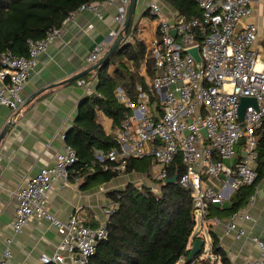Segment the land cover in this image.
Masks as SVG:
<instances>
[{"label": "built area", "instance_id": "built-area-1", "mask_svg": "<svg viewBox=\"0 0 264 264\" xmlns=\"http://www.w3.org/2000/svg\"><path fill=\"white\" fill-rule=\"evenodd\" d=\"M251 1L197 0L201 15H183L174 23L169 21L157 0L150 1L149 12L159 21L160 42L154 51L159 72L146 83L148 88L142 83L136 86L135 100L122 86L117 87L118 100L129 110L114 133L117 146L108 151L97 150L93 165L100 163L104 169H124L129 159L153 158L157 166V184L152 190L160 194L162 185L170 177L171 166L180 157L184 171L179 174L178 181L189 189L195 215L200 218L208 216L210 205L223 204L241 186L255 181L258 172L249 162L258 156L256 131L264 129V68L258 66L259 57L253 48L258 27L246 20L252 14ZM100 4H82L64 23L85 9L102 18ZM129 4L130 0H121L116 15L121 28ZM118 32L113 30L110 36L114 38ZM61 33L62 26L53 27L42 38L28 39L27 55L15 54L11 49L1 54L0 106L17 111L25 104L23 92L39 56ZM109 45L108 41L96 44L87 56L88 65L96 62ZM194 45L199 46L201 65L186 51ZM79 82L88 84L85 79ZM150 88L158 96L159 103H152ZM244 96L255 97L258 106L246 108L245 125L242 126L239 105ZM241 140H244L245 157L233 165L226 164L224 159L236 155ZM77 161L76 149L66 142L64 148L57 151L52 164L41 167L15 191L18 203L12 221L14 233L22 232L31 219L44 218L61 235L56 251L52 255H41L44 264L88 263L97 252L99 242L109 236L110 217L119 206L113 201L105 208V220L98 226L84 221L77 209L65 221L49 209L50 192L56 184L62 187L70 184L71 169ZM205 174L220 179L222 188L206 185ZM254 198L252 194L250 200ZM250 218L246 211H234L227 230L237 238L248 236L247 229L239 221ZM251 238L259 245L260 255L242 264H264V237L252 234ZM0 264H22L14 261L11 237L6 239Z\"/></svg>", "mask_w": 264, "mask_h": 264}, {"label": "crops", "instance_id": "crops-1", "mask_svg": "<svg viewBox=\"0 0 264 264\" xmlns=\"http://www.w3.org/2000/svg\"><path fill=\"white\" fill-rule=\"evenodd\" d=\"M150 1L138 0L132 32L124 40L127 42L136 39L144 45L145 58L140 73L146 78V83L152 80L147 61L154 59V51L160 40L159 21L149 12ZM157 1L170 22H177L183 16L176 6V2L180 0ZM120 4L121 0L102 2L100 4L102 18L94 11L85 9L67 20L62 25L61 35L45 53L39 56L23 92L25 104L17 111L0 106V133L6 124L13 121L0 142V257L8 237L12 238L14 261L22 264H44L41 255L44 253L52 255L57 249L61 235L47 219L33 218L22 232L14 233L12 221L18 203L15 191L25 185L41 167L52 164L57 151L64 148L66 141L63 134L73 126L80 102L94 90L97 80L92 79V75L86 80L88 84H80L79 81L84 79L81 77L69 82L63 81L89 67L87 56L96 44L103 41L111 43L113 39L110 36L111 31L121 29L116 19ZM251 7L252 14L246 20L255 23L258 27V36L253 48L259 57L258 66L264 68V0H252ZM54 83L58 84L53 85ZM98 120L109 134L114 135L119 127H114L112 119L102 111L98 112ZM245 155L244 140H241L237 144L236 155L224 159V162L233 165ZM149 159L153 163L150 173L154 174L156 182L145 180L142 182L143 185L152 188L157 184L155 176L157 166L153 158ZM249 164L257 170V158L251 160ZM93 172L94 169L91 167L88 173ZM136 173L147 174L136 171L121 172L110 181L98 184L93 180L88 182V174H82L73 167L70 184L65 187L59 184L54 186L49 194L48 207L64 221L77 209L84 221L92 226H98L105 220L104 209L113 202L109 192L123 189L128 183L137 185L134 176ZM127 175H132V178H126ZM204 182L217 189L223 186L220 179L206 174ZM253 194H255L254 200L249 198L240 209L251 215L250 219L239 221L247 229L248 236L237 238L233 232L227 230L231 213L222 209L232 205L231 195L223 204L210 205L208 216L201 218L199 225L197 222L195 228L197 232L194 230L195 234L191 236L189 247L193 245L194 237L203 236L205 239L208 233L211 249L212 235L216 234L220 247L226 252L231 264H242L248 258H257L260 255L259 245L252 240L251 235L264 237V177ZM209 255L205 254L203 258ZM212 259L216 260L213 256ZM184 262L185 260L181 259L178 263L184 264ZM219 263L221 264L220 261Z\"/></svg>", "mask_w": 264, "mask_h": 264}, {"label": "trees", "instance_id": "trees-1", "mask_svg": "<svg viewBox=\"0 0 264 264\" xmlns=\"http://www.w3.org/2000/svg\"><path fill=\"white\" fill-rule=\"evenodd\" d=\"M105 1L0 0V56L7 49L18 55H27L28 39L42 38L49 29L62 26L69 14L82 4ZM176 6L181 15H200L197 0H180ZM132 29L131 25L127 36ZM144 58V45L136 39L124 41L108 62L81 77L87 80L93 75L92 79H96L97 83L94 90L80 102L76 120L65 133V141L78 153V161L73 167L82 174H88V182L93 180L100 184L110 181L122 170L125 173H150L153 163L149 158L129 159L124 169H104L100 163L93 165L97 150L108 151L117 146L114 135L107 133L98 120V112L102 111L111 118L114 127L120 126L129 108L118 100L116 89L122 86L127 95L135 100L139 83L148 88L146 78L140 73ZM147 62L150 76L155 77L159 72L155 59H148ZM149 90L152 103H159L156 93L151 88ZM256 136L258 176L252 184L237 189L232 195V205L222 211L232 214L240 210L264 177V129L259 128ZM92 166L94 172L89 174ZM183 171L184 163L178 157L170 168L169 176ZM109 195L119 206L110 217L109 236L99 242L97 252L86 264H177L181 259L186 264H197V261L200 264H220L219 261L221 264H231L216 234L212 235L213 243L208 257L203 258L206 254L204 246L202 252L188 260L197 217L193 197L179 181L164 183L160 194L147 185L128 183L125 188L112 190ZM197 238L204 237H194L193 243Z\"/></svg>", "mask_w": 264, "mask_h": 264}, {"label": "water", "instance_id": "water-1", "mask_svg": "<svg viewBox=\"0 0 264 264\" xmlns=\"http://www.w3.org/2000/svg\"><path fill=\"white\" fill-rule=\"evenodd\" d=\"M137 2H138V0H130V4H129L128 11L126 14L124 25L119 30L118 34L112 39L110 46L107 49V51L96 62L89 65V67H87L83 71L75 74L74 76L70 77L69 79H67L63 82H69V81L78 79V78L84 76L85 74L95 70L96 68H98L102 64L109 61L111 56L116 52V50L120 47L122 42L127 37L128 31H129V29L133 23ZM176 32H177L176 29H174L173 33L176 34ZM186 51L188 53L192 54V56L195 58L197 64H199V65L202 64V56L200 54V50H199L198 45H194L192 47H189L186 49ZM55 84H58V83H54L53 85H55ZM249 105H253V106L257 107L258 102H257L256 98L255 97H247V96L242 97L241 101H240V105H239V120L241 121L242 126L245 125V122H244L245 111ZM12 124H13V121H10L8 124H6L4 126V128L2 129V131L0 133V142L5 137L6 133L8 132V130ZM203 132L206 133L205 128H203ZM178 178H179V174L176 173L172 177L167 178L165 180V183H177ZM204 246H205V239L204 238H197L194 241L193 245L191 246V251H190V254L188 256V260L191 261L194 258V256H196L200 252H202Z\"/></svg>", "mask_w": 264, "mask_h": 264}, {"label": "rangeland", "instance_id": "rangeland-1", "mask_svg": "<svg viewBox=\"0 0 264 264\" xmlns=\"http://www.w3.org/2000/svg\"><path fill=\"white\" fill-rule=\"evenodd\" d=\"M123 171L124 170H122V173H124ZM153 172H155V169H153ZM134 176H136V181L138 182L137 185H140V186L143 185V182H142L143 180H145L147 182H151V181L156 182L155 179H154V174L153 173H149V174L136 173ZM126 178H128V179L130 178L131 179L132 175H127ZM197 222H198V225L201 223V218H200L199 215H197ZM195 232H197V229L195 230ZM195 232L193 233V235L195 234ZM205 240H206L205 252H206L207 255H209L211 240L209 238V234L208 233L206 234ZM196 263L200 264L198 261ZM178 264H180V263H178ZM184 264H186V261L184 262Z\"/></svg>", "mask_w": 264, "mask_h": 264}]
</instances>
